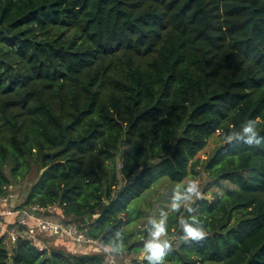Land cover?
<instances>
[{
    "label": "trees",
    "instance_id": "16d2710c",
    "mask_svg": "<svg viewBox=\"0 0 264 264\" xmlns=\"http://www.w3.org/2000/svg\"><path fill=\"white\" fill-rule=\"evenodd\" d=\"M32 171L17 207H54L99 246L4 234L0 264H117L119 247L144 264H264V0H0V206ZM201 171L204 192L234 187L173 208L176 244L130 243V202Z\"/></svg>",
    "mask_w": 264,
    "mask_h": 264
},
{
    "label": "rangeland",
    "instance_id": "374dc122",
    "mask_svg": "<svg viewBox=\"0 0 264 264\" xmlns=\"http://www.w3.org/2000/svg\"><path fill=\"white\" fill-rule=\"evenodd\" d=\"M219 144V138L216 135L212 136L208 139L206 147L198 153L197 158L200 160L206 159L213 153ZM119 168L120 165L118 164L117 169ZM36 176V172L32 171L24 180L18 181L17 184L12 185L11 189L8 191L9 200L7 201V199H4L2 206H0V210L4 208L18 209L19 207L17 206L25 198L26 193L34 182ZM209 181L210 179L203 171L196 176L185 178L181 183L171 182L166 177H161L157 180L150 189L146 190L140 197L130 202L128 206L133 220L124 228V230L135 233L129 242L132 243L136 239H139L142 236V233L147 229L149 222H151V228L147 234L149 246L156 243L176 244V235L168 237L163 228L167 214L170 213L173 208L185 209L190 207L197 198L204 197L207 200H210L214 194H222L226 188L234 187L230 182L220 181V183L215 186L210 183V187H207V191L204 192V188ZM182 187H187L186 196L183 195L181 191ZM196 212L197 208H195L192 213L195 214ZM46 214L48 219L65 224L64 217L60 215L59 211L54 207L50 208L49 212L47 211ZM2 218L3 217H0V220ZM48 240L50 244H46L44 241L45 247L47 248L48 246L60 247L67 252H69V250L71 252V250L73 251L74 249L70 244L66 245L64 242L67 240L61 237L50 236L48 237ZM40 241L41 243H44L41 240V237ZM75 250L76 249H74V251ZM113 252L117 264H144L143 260L146 255V250L136 252L135 250H128L125 247H119L113 249ZM204 264L221 263L206 262Z\"/></svg>",
    "mask_w": 264,
    "mask_h": 264
},
{
    "label": "built area",
    "instance_id": "2783aa9c",
    "mask_svg": "<svg viewBox=\"0 0 264 264\" xmlns=\"http://www.w3.org/2000/svg\"><path fill=\"white\" fill-rule=\"evenodd\" d=\"M47 211L48 208L37 206L2 209L0 211V217H3L0 220V235H7L11 243H15L19 238L29 239L39 251L46 248L45 242L40 241V235L61 237L78 246H99L96 240L89 237L75 224H62L46 218L44 213ZM20 226L23 228L19 229ZM105 260L108 263H115L109 251Z\"/></svg>",
    "mask_w": 264,
    "mask_h": 264
},
{
    "label": "water",
    "instance_id": "95a60500",
    "mask_svg": "<svg viewBox=\"0 0 264 264\" xmlns=\"http://www.w3.org/2000/svg\"><path fill=\"white\" fill-rule=\"evenodd\" d=\"M150 228H151V222H149L148 227H147V229L144 232V236H147L148 232L150 231ZM188 239L192 240V239H195V237L194 236H190V237H188Z\"/></svg>",
    "mask_w": 264,
    "mask_h": 264
},
{
    "label": "clouds",
    "instance_id": "9594fccd",
    "mask_svg": "<svg viewBox=\"0 0 264 264\" xmlns=\"http://www.w3.org/2000/svg\"><path fill=\"white\" fill-rule=\"evenodd\" d=\"M251 124H252V122L250 121L249 125L245 128L246 132L252 131ZM249 142H251V141H249ZM198 235H202V233H198Z\"/></svg>",
    "mask_w": 264,
    "mask_h": 264
},
{
    "label": "crops",
    "instance_id": "0c3cea01",
    "mask_svg": "<svg viewBox=\"0 0 264 264\" xmlns=\"http://www.w3.org/2000/svg\"><path fill=\"white\" fill-rule=\"evenodd\" d=\"M6 219H8L7 217H5Z\"/></svg>",
    "mask_w": 264,
    "mask_h": 264
}]
</instances>
